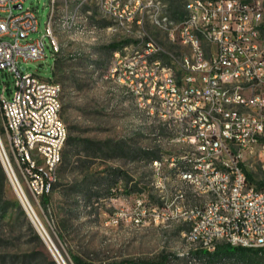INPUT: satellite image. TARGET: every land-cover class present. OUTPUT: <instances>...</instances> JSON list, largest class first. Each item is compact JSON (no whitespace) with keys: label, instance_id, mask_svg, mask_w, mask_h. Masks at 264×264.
I'll return each instance as SVG.
<instances>
[{"label":"built area","instance_id":"1","mask_svg":"<svg viewBox=\"0 0 264 264\" xmlns=\"http://www.w3.org/2000/svg\"><path fill=\"white\" fill-rule=\"evenodd\" d=\"M23 2L0 0V69L13 78L9 97L2 86L0 114L20 179L37 200L57 180L67 127L61 84L18 66L45 57L46 37L58 51L55 0H50L44 34L35 38L29 34L36 31L37 17ZM183 2L185 13L171 35L188 51L177 66L173 60L163 63L161 46L148 37L140 47L115 48L109 75L124 89L133 86L146 119L141 125L153 126L156 146L147 149L155 152L150 165L161 199L149 208L154 222L176 219L187 225L183 248L171 261L200 264L201 254L212 253L219 243L264 247V185L251 182L245 168L255 161L264 177V0ZM18 3L21 7L14 8ZM99 6L140 22L146 12L156 17L164 4L100 0ZM11 182L25 197L14 174ZM146 203L143 193L135 198L139 215ZM51 246L55 261L65 264Z\"/></svg>","mask_w":264,"mask_h":264},{"label":"rangeland","instance_id":"2","mask_svg":"<svg viewBox=\"0 0 264 264\" xmlns=\"http://www.w3.org/2000/svg\"><path fill=\"white\" fill-rule=\"evenodd\" d=\"M159 1L164 6L156 17L146 12L136 22L104 13L100 0H55L53 35L58 51H52L46 37L45 57L19 62L18 66L61 84V118L68 134L78 141L65 144L68 161L59 164L57 180L44 205L42 197L33 198L21 181L5 133L0 132L2 153L20 182L47 242L38 234L4 171L0 264H48L47 260L58 264L51 244L65 264H74L72 255L90 264H127L124 261L142 264L159 261L163 256L167 257L166 264H173L171 259L183 248L187 225L176 219L155 223L154 213L149 209L161 203L153 182L155 171L150 165L151 154L155 152L147 149L156 146L150 135L153 126L141 125L146 119L136 102L133 86L124 89L115 76L109 75L114 50L109 44L113 42L119 43L120 48L124 45L137 48L151 37L163 50L159 55L162 62L171 64L173 60L174 67L187 53V47L171 35L185 13L181 0ZM23 7L32 8L37 17L36 31H31L29 37L43 35L50 0H24ZM3 85L9 97L13 78L0 69V92ZM0 126L3 127L1 114ZM141 127L146 133L140 132ZM84 138L95 145L84 147L80 141ZM245 168L255 179L263 177L257 162L249 160ZM142 193L147 203L144 215H139L135 198ZM176 264L184 261L178 260ZM222 264H264V254L234 255Z\"/></svg>","mask_w":264,"mask_h":264},{"label":"trees","instance_id":"3","mask_svg":"<svg viewBox=\"0 0 264 264\" xmlns=\"http://www.w3.org/2000/svg\"><path fill=\"white\" fill-rule=\"evenodd\" d=\"M179 2H180V0H179ZM174 3H176V0H174ZM179 5L180 4H177L176 7L178 8ZM181 6H184L183 0H181ZM175 11H176V8H174L172 10V14H175ZM182 16H183V13H182ZM182 16H181V18H182ZM119 46H120L119 43L113 42V43L109 44V48L112 50L115 48H118ZM56 65H57V61L55 59L54 75L56 74V67H57ZM0 132L1 133L4 132V129L1 126H0ZM71 140H77V139L72 138L67 132L65 144H68ZM80 141L83 143L84 147L95 145L90 140H88L86 138H84ZM64 147H65V145H64ZM67 155H68L67 151L64 150V148H63L60 163L68 161ZM246 176L251 182H254L256 184V186L259 187V186L264 185V177H262L260 179H255L253 177V175L250 172H248L247 170H246ZM5 181H6V176H5L3 167L0 163V201L4 195V192H5L4 191ZM54 183L52 185V188L54 186ZM48 196H49V194L42 196V201H43L44 205L48 202ZM15 205L17 206V208L19 209L21 214L24 216V212L22 211L19 204L16 203ZM27 224L29 225V228L32 230V232L34 233L32 227H30L29 222H27ZM34 235H35L36 239L39 240L38 236L36 234H34ZM38 253L40 255H43L42 251H39ZM241 254H254V255L264 254V247L244 248V247H239V246H231V245L226 244V243H219L216 245V248L212 253L204 252L201 254L202 255L201 257H204V260H203L204 262H201L200 264H222L223 261H225L226 259L231 258L234 255H241ZM71 258H72V261L74 264H90L89 262H86L84 259H82L81 257L76 256V255H72ZM47 261H48V264H54V262L52 260H47ZM166 262H167V257L163 256L159 261H154V262L153 261L152 262L145 261V262H142V264H166ZM124 263L136 264L135 262H131V261H124Z\"/></svg>","mask_w":264,"mask_h":264},{"label":"water","instance_id":"4","mask_svg":"<svg viewBox=\"0 0 264 264\" xmlns=\"http://www.w3.org/2000/svg\"><path fill=\"white\" fill-rule=\"evenodd\" d=\"M20 7H21V4H20V3L14 5V8H20ZM3 156H4V154L2 153V149H1V145H0V162H1V165H2V167H3V170L5 171V173L7 174V176L9 177V180H10V182H11V177H10V174H9L7 168H6V165H5V162H4V159H3L4 157H3ZM11 184H12V182H11ZM12 185H13V184H12ZM13 187H14V185H13ZM14 189H15V187H14ZM15 192H16V194H17V196H18V198H19V200H20V202H21V204H22L24 210H25L26 213L28 214V216H29L31 222H32L33 225L35 226V228H36L38 234H39V235L41 236V238L46 242V239H45V237H44V235H43V232H44V231H43V228L40 229V228L36 225L34 219H33L32 216L30 215V213L27 211V209H26V207H25V205H24V203H23L21 197L19 196L18 192L16 191V189H15ZM46 243H47V242H46Z\"/></svg>","mask_w":264,"mask_h":264},{"label":"bare ground","instance_id":"5","mask_svg":"<svg viewBox=\"0 0 264 264\" xmlns=\"http://www.w3.org/2000/svg\"><path fill=\"white\" fill-rule=\"evenodd\" d=\"M3 157H4L3 159H4V162H5L6 168H7L8 172H9V174H10L11 179L13 180V172H12V168H11V166H9L10 164L8 163V161H7L6 157H5V155H4ZM14 184L16 185L15 182H14ZM16 189H17L18 193L20 194V196H21L23 202L27 205V203L25 202V198H26V196L24 197V196L22 195V193L20 192V190H19V188H18L17 186H16ZM23 194H24V191H23ZM24 195H25V194H24ZM26 200H27V198H26ZM27 207H28V205H27ZM29 213H30V215L32 216V218L34 219L36 225H37L40 229H42L41 226H40V224H39V222L37 221L36 216L34 215L33 211L31 212V211L29 210Z\"/></svg>","mask_w":264,"mask_h":264},{"label":"flooded vegetation","instance_id":"6","mask_svg":"<svg viewBox=\"0 0 264 264\" xmlns=\"http://www.w3.org/2000/svg\"><path fill=\"white\" fill-rule=\"evenodd\" d=\"M154 155H155V154H154ZM154 155L151 154V159L154 157ZM151 159H150V161H151Z\"/></svg>","mask_w":264,"mask_h":264}]
</instances>
